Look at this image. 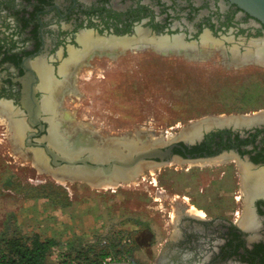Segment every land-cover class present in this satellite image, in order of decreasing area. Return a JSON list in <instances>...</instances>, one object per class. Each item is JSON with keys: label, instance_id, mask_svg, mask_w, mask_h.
<instances>
[{"label": "rangeland", "instance_id": "374dc122", "mask_svg": "<svg viewBox=\"0 0 264 264\" xmlns=\"http://www.w3.org/2000/svg\"><path fill=\"white\" fill-rule=\"evenodd\" d=\"M189 56L141 51L94 60V68L79 79L77 94L49 97L53 112L58 104L53 123L68 135L77 128L105 139L141 141L153 134L162 144L187 137L197 123L219 125L212 118L263 114L261 62L234 66L217 53ZM4 115L0 111V239L53 238L58 246L51 263L69 248L85 245L126 254L135 264H155L172 234L169 228L176 229L183 213L236 218L251 212L242 188L247 172L230 156L219 163L175 160L120 186L71 181L44 171L20 142L16 124H4Z\"/></svg>", "mask_w": 264, "mask_h": 264}, {"label": "flooded vegetation", "instance_id": "af4514ba", "mask_svg": "<svg viewBox=\"0 0 264 264\" xmlns=\"http://www.w3.org/2000/svg\"><path fill=\"white\" fill-rule=\"evenodd\" d=\"M262 40L264 25L230 0H0V111H4L5 125L19 128V140L32 156L43 157L42 169L65 178L68 172L62 167L66 164L58 160L61 166H54L47 152L49 147L68 157L53 145L50 116L43 110L44 98L53 95L43 84L46 76L56 82L63 96L73 95L79 92V79L87 68H94L91 63L97 59L118 60L141 51L189 56L183 52L189 50L195 52L189 58L217 53L224 63L244 66L257 64L244 59L256 58V45ZM96 44L109 53L92 54ZM34 113L40 114L37 119ZM79 129L70 136H76ZM136 139H105L96 134L79 144L80 154L74 158L89 155L93 165L108 166L112 161L108 155L124 160L122 156L129 155L125 144ZM148 149L163 153L172 149L170 157L149 162L161 166L176 157L202 162L226 155L242 171L243 166L248 174H261L264 121L249 127L215 125L202 129L194 141L178 139ZM243 197L251 207L250 216L183 213L176 229L169 228L172 234L158 249L155 264H264V190Z\"/></svg>", "mask_w": 264, "mask_h": 264}, {"label": "bare ground", "instance_id": "6f19581e", "mask_svg": "<svg viewBox=\"0 0 264 264\" xmlns=\"http://www.w3.org/2000/svg\"><path fill=\"white\" fill-rule=\"evenodd\" d=\"M263 41V40H262ZM97 45V44H96ZM119 46V45H117ZM121 47V46H120ZM164 47V46H163ZM162 47V48H163ZM257 47V55H256V58L255 59H252L251 57L250 58H245V62H252V60H255L256 62H261V63H264V41L261 42V43H258L256 45ZM119 48V47H117ZM122 48V47H121ZM161 48V49H162ZM123 49V48H122ZM157 49V48H156ZM159 49V48H158ZM157 49V50H158ZM160 49V50H161ZM166 49V48H164ZM179 49V48H178ZM192 49V48H191ZM113 50V49H112ZM168 50V49H167ZM107 49L105 47H103V45H100V46H96V49H95V52H93L92 54H101L103 52H106ZM118 51V50H117ZM121 51V50H120ZM123 51V50H122ZM176 51V50H175ZM179 51V50H178ZM109 53V51H107ZM106 52V53H107ZM185 54L187 55H191V56H195V52L193 53L192 51H183ZM112 53V52H110ZM118 52H116L115 54L111 55V56H115L117 55ZM122 53V52H121ZM119 54V53H118ZM203 54V53H202ZM105 55V54H104ZM247 57V56H246ZM80 62V61H79ZM82 62V61H81ZM77 65V64H76ZM72 69V67H71ZM49 73V72H48ZM46 73V74H48ZM50 74V73H49ZM45 76V75H44ZM67 76V75H66ZM44 78V77H43ZM74 79V78H72ZM43 84L44 86L46 87V89H51L53 90V97L56 98L58 96L61 95V90L57 91L56 89V82L52 80V78L50 76H46L43 80ZM61 86V85H60ZM59 89V88H58ZM57 92L59 94H57ZM55 100V99H54ZM58 102V101H57ZM53 99L52 98H44L43 100V110L46 114H48L50 117H48V119L50 120V131L51 133L54 135V136H51L52 139L55 138L54 140L52 141H55V143H57V145L59 144V140H57V136H61L63 138H65V141H67V143L69 145H74L76 142H78L79 144L82 143V142H87L88 140H90L91 136H94L96 137V134L95 133H92V132H89L87 130H84V129H79L80 131L78 132V134L76 136H70V135H67L65 133H63V130H61V128H59V126L55 125L53 123V120H52V117H51V114L53 116H56V108H55V111L53 112L52 110V106H53ZM56 107V106H55ZM54 113V114H53ZM226 118V117H225ZM211 121L218 123L219 125L216 124V126H221V125H232L233 123L236 125V126H243V125H250V124H253L254 122H257V121H264V112L263 114L261 115H256L254 117H246L244 115H240V116H233V117H228L227 119H224V117L222 119H220L219 117H216V118H212L210 119ZM208 122V121H204V122H200V123H197L196 125H199L198 128H194L191 130V132L187 135V137L185 138H179V139H185L187 141H194L196 137H199L201 135V131L202 129H210L211 127L215 126L214 124L213 125H210L209 127L205 126V123ZM195 124H192L191 126L193 127ZM191 126L188 128L190 129ZM19 127V125H18ZM187 129V130H188ZM19 130V128H18ZM187 130H184V131H187ZM200 130V131H199ZM16 131H17V128H16ZM146 131V130H145ZM183 131V132H184ZM144 132V131H143ZM182 132V133H183ZM142 133V132H141ZM94 134V135H93ZM145 134V133H143ZM182 135V134H180ZM179 135V136H180ZM145 136H147L145 134ZM162 136V135H161ZM132 137H135V136H131ZM60 138V137H59ZM62 138V139H63ZM137 138L135 141V144L133 145L134 147H130L131 149H144V148H148V147H151V146H158V145H162L164 144L165 142H163L161 144V141H162V138H159V137H156L155 135L151 134V135H148V138H146V140L143 138H141V141L139 140L140 137H135ZM139 138V139H138ZM130 139V138H129ZM190 139V140H189ZM191 139H194V140H191ZM127 140V139H126ZM143 140V142H142ZM178 140V139H177ZM112 143H115V142H112V141H109V144H112ZM131 144V143H129ZM114 149V148H113ZM113 149H109L111 153H113ZM109 152V153H110ZM227 158V156H222L220 158H217V159H214V160H207V161H202V163H219V162H222L224 161L225 159ZM36 159V162L37 164L41 167L42 165L40 164L41 163V158L36 156L35 157ZM175 161V160H174ZM173 161V162H174ZM226 161V160H225ZM172 162V163H173ZM177 162V161H176ZM179 163V162H178ZM207 165V164H206ZM161 165L159 164H153V163H149V162H145V163H140L137 165V167L134 169L133 173H132V176L133 178L135 177V174L138 175L140 173H143L144 170H146L147 168L149 169L150 167H159ZM153 168V169H154ZM151 170V169H150ZM247 172V171H246ZM55 176H58L60 177L57 173H54ZM132 178V179H133ZM116 183H118L117 181H114L113 179H103L101 180L100 182L98 183H94V184H102L103 185H115ZM243 191L249 195V196H252V195H256L258 192H260L261 190H264V173L262 172L261 174L259 173H256V174H251V173H247L246 176L244 177V181H243ZM193 213V212H192ZM198 214V212H196ZM195 212L193 214L197 215ZM249 213V212H248ZM191 214V213H190ZM250 216V214H249Z\"/></svg>", "mask_w": 264, "mask_h": 264}, {"label": "water", "instance_id": "95a60500", "mask_svg": "<svg viewBox=\"0 0 264 264\" xmlns=\"http://www.w3.org/2000/svg\"><path fill=\"white\" fill-rule=\"evenodd\" d=\"M232 3L238 5L242 10L249 13L252 17L258 19L264 25V0H230ZM39 113H34L33 117L37 119ZM261 121L254 122L253 125L260 124ZM231 125H221L216 127H226ZM246 127L252 126L243 125ZM215 127V126H213ZM211 127V128H213ZM208 130V129H206ZM51 136H54L51 133ZM60 137V138H59ZM57 136V140H59V144L53 142V145L57 148L59 152H64L67 154V158L61 157L58 153L51 150L47 147L48 154L53 158V165L56 167H60L61 163L57 161L60 160L66 164L65 167H62V170L67 171V176L65 177L67 180L71 181H84L88 183H98L103 179H113L114 181L127 183L132 180V173L134 169L140 163L151 162V160L160 158L163 160V156L170 157L172 155V149L167 150V152L163 153L160 149H148L144 148L140 149H131L130 147H134V140L129 141L125 144V147L129 150V155L122 156L124 160H120L119 158H114L111 155H108V158H112L111 163L108 166H105L103 163H97L93 165L94 161L88 155L82 159L74 158L75 155L80 154L79 143L76 142L74 145H69L65 138L61 136ZM63 138V139H62ZM53 138L52 140H54ZM131 143V144H129ZM65 146L69 147L68 149ZM130 146V147H129ZM61 149V150H60ZM43 158L42 156H39ZM176 159L181 161H187L182 158L176 157ZM43 160L41 159V163ZM78 164H83L82 167L77 166Z\"/></svg>", "mask_w": 264, "mask_h": 264}, {"label": "trees", "instance_id": "16d2710c", "mask_svg": "<svg viewBox=\"0 0 264 264\" xmlns=\"http://www.w3.org/2000/svg\"><path fill=\"white\" fill-rule=\"evenodd\" d=\"M58 242L39 235L22 237L6 235L0 239V263L2 264H98L109 251L95 246L69 248L58 263L49 262Z\"/></svg>", "mask_w": 264, "mask_h": 264}, {"label": "built area", "instance_id": "2783aa9c", "mask_svg": "<svg viewBox=\"0 0 264 264\" xmlns=\"http://www.w3.org/2000/svg\"><path fill=\"white\" fill-rule=\"evenodd\" d=\"M102 245H108V242L104 240ZM2 264V263H0ZM98 264H135L126 254H109L102 258Z\"/></svg>", "mask_w": 264, "mask_h": 264}]
</instances>
